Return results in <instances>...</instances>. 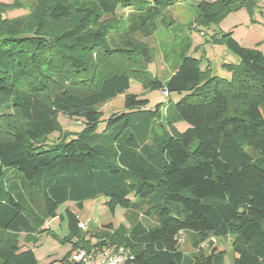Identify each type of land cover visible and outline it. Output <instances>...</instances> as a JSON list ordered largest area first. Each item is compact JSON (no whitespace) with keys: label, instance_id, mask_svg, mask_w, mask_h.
Here are the masks:
<instances>
[{"label":"trees","instance_id":"16d2710c","mask_svg":"<svg viewBox=\"0 0 264 264\" xmlns=\"http://www.w3.org/2000/svg\"><path fill=\"white\" fill-rule=\"evenodd\" d=\"M177 1L0 0V264H38L18 235L35 244L61 206L101 197L112 214L126 208L129 225L90 233L67 207L64 264L80 246L131 247L133 264H226L224 251L200 243L185 253V232L200 242L234 235L233 264H264V53L222 33L214 40L239 57L224 63L230 78L185 49L167 82L153 77L152 50L136 35L174 26ZM260 1L201 0L198 21ZM16 9L29 12L10 17ZM134 80L185 96L150 108L129 92ZM120 95L125 109L103 120L101 106ZM60 115L81 130L65 131Z\"/></svg>","mask_w":264,"mask_h":264},{"label":"rangeland","instance_id":"374dc122","mask_svg":"<svg viewBox=\"0 0 264 264\" xmlns=\"http://www.w3.org/2000/svg\"><path fill=\"white\" fill-rule=\"evenodd\" d=\"M12 2L13 0H4ZM201 0H178L176 4L169 8L170 14L175 19V25L160 29L144 36L137 34L136 38L146 43L152 50V62L148 65V70L153 77L162 82H167L174 71V64L180 62V52L185 49L186 54L200 60V66L203 70L210 69L213 74L224 78H230L231 72L227 70L224 63H239V57L229 51L225 44L215 41L222 33L231 32L232 35L240 41L243 46L257 48L264 53V0L259 7L252 8L241 7L228 13L223 19L204 24L198 21L197 4ZM216 1V0H208ZM28 9H16L9 12L10 17H16L28 13ZM123 14H128L129 10H122ZM130 93L140 95L150 101L149 107L154 108L157 104L166 105L170 101L177 102L185 96V93L173 92L165 95L159 89H146L140 80H134ZM123 95L105 103L101 106L103 120H107L113 111H123ZM264 112V106H263ZM59 120L65 131L81 130L80 120L69 119L64 115L59 116ZM100 123L99 130L106 127V122ZM190 125L186 121L177 124L180 131H185ZM59 133L54 132L49 136V142L57 140ZM249 151L252 152L251 149ZM106 197L85 202L83 209L70 202L58 209V215L48 220L46 227L48 231L41 234L37 243L27 242V233L22 232L18 235V240L22 248H33L36 253L38 264H64L62 259L73 249V243L68 241L70 232L68 228L65 209L67 207L75 211L78 216L87 222L88 227L84 231L90 233L112 223L118 226L123 223L129 225L127 220V209L121 206L116 208L112 214L105 206ZM64 214V217H63ZM141 218L145 215L140 214ZM149 223L154 224L155 219L151 218ZM234 235L228 237L210 236L205 241L199 240V237L193 233H182L179 236V247L187 254H193L199 250L195 248L196 243H200L201 250L209 254L211 251H224L226 264H233L235 252L233 249Z\"/></svg>","mask_w":264,"mask_h":264},{"label":"built area","instance_id":"2783aa9c","mask_svg":"<svg viewBox=\"0 0 264 264\" xmlns=\"http://www.w3.org/2000/svg\"><path fill=\"white\" fill-rule=\"evenodd\" d=\"M162 93L168 94L166 90L162 91ZM79 227L86 230L88 224L82 221ZM71 260L74 264H133L134 253L131 247L126 246L117 248L103 246L92 249L80 246L73 251Z\"/></svg>","mask_w":264,"mask_h":264},{"label":"crops","instance_id":"0c3cea01","mask_svg":"<svg viewBox=\"0 0 264 264\" xmlns=\"http://www.w3.org/2000/svg\"><path fill=\"white\" fill-rule=\"evenodd\" d=\"M262 5H263V4H259V7L262 6ZM131 89H132V88H131ZM123 97H125V96L123 95ZM82 221H83V220H82Z\"/></svg>","mask_w":264,"mask_h":264}]
</instances>
